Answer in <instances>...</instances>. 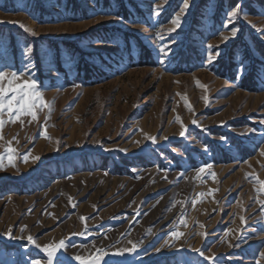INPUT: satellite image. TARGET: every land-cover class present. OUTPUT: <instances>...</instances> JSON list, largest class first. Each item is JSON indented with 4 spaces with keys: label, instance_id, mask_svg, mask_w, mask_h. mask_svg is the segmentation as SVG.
<instances>
[{
    "label": "rangeland",
    "instance_id": "rangeland-1",
    "mask_svg": "<svg viewBox=\"0 0 264 264\" xmlns=\"http://www.w3.org/2000/svg\"><path fill=\"white\" fill-rule=\"evenodd\" d=\"M188 4L0 0V58L34 59L25 71L49 106L35 121L0 117V264H44L29 235L41 247L64 240L70 257L107 251V264H209L194 249L218 264H264V0Z\"/></svg>",
    "mask_w": 264,
    "mask_h": 264
},
{
    "label": "snow or ice",
    "instance_id": "snow-or-ice-1",
    "mask_svg": "<svg viewBox=\"0 0 264 264\" xmlns=\"http://www.w3.org/2000/svg\"><path fill=\"white\" fill-rule=\"evenodd\" d=\"M183 3V9H187L189 7L188 0H182ZM242 10V5L237 4L233 9H230L228 13H226V20L224 22L223 27L227 28L228 23L231 22V19L237 18L238 11ZM160 9L156 10V15H159ZM98 15L102 17H111L113 19H117L121 22L124 21L123 16H116L115 13L109 8L104 9L103 7H100L97 12ZM30 15H33V18H35L34 14L30 13ZM243 15H248L246 12L243 13ZM135 21L130 20L129 23H134ZM173 25L176 27H179L181 24L180 16L177 15L175 18L171 19L170 21ZM21 28H24V26L21 24ZM25 31H30L29 29H24ZM231 35L232 37H236L238 32L240 31L238 26H233L231 29ZM32 35H35V33H31ZM159 35V33H157ZM261 38H264V32L261 33ZM225 40H227V37H225ZM97 43H111V41H97ZM34 51V46H27L26 50L21 53L22 58L27 57V54ZM159 51L163 53L165 51L164 46H161L159 48ZM215 55H219V52L217 51ZM208 59H212V55L208 56ZM27 63H31L33 65V69L35 68V60L34 59H28L26 60L21 67H17L15 63L8 64L5 63L4 58H0V117L4 115L5 112H7L9 116V122L16 123L17 121L21 120V117L28 116L31 118L32 121H35L38 119L37 116V108H46L49 107L47 103L43 99V94L39 90L38 83L34 77L31 76V71L33 69H27ZM247 71V67L243 64L238 65L237 72L238 75H243L244 72ZM23 77V79H21ZM5 82L7 86H5ZM195 124L196 122L193 121ZM4 120L0 118V129L3 128ZM183 127V125H182ZM181 137L185 136V132L181 131L180 133ZM2 138V137H0ZM48 138V137H43ZM148 139L152 140L153 143L156 142V138L149 137ZM167 139V138H165ZM222 140L225 142L227 141L226 137H221ZM7 159L9 161L10 166L14 167V164L12 163L14 158V149L8 148L7 149ZM260 154L264 156V148L260 149ZM3 159L4 157H0V170H3ZM24 161L27 162L29 159V154H25L23 157ZM34 159H39V157H35ZM210 168L212 165H206L201 166L197 169L198 174L204 173L205 168ZM214 178V177H213ZM202 195V194H201ZM195 203V202H194ZM82 219H86L83 218ZM242 223L244 222V218L241 217ZM174 236L179 237L182 235L180 232L173 233ZM8 239H15L16 237H13L11 233L9 232L7 234ZM20 239H23V237H20ZM27 240L29 243L34 244L35 247L40 248V250L45 253L44 258V264H73V262H78V264H107V261H105L103 258L109 253L104 250H98L97 255L90 260L82 259L80 256H68L64 253L68 245H66L64 240H60L55 245L53 244H47L41 247L39 244L36 243L34 238L29 235L27 237ZM137 245L133 244L131 248H125L123 250H119L117 253H113L114 255H123L125 252L128 254H134L136 252ZM193 251L197 252V254L201 257H203L205 260L209 261V264H218V258L214 256H207L205 255V251L203 249H194ZM261 256L264 257V253H261ZM29 264H41V260L32 258L29 261Z\"/></svg>",
    "mask_w": 264,
    "mask_h": 264
},
{
    "label": "trees",
    "instance_id": "trees-1",
    "mask_svg": "<svg viewBox=\"0 0 264 264\" xmlns=\"http://www.w3.org/2000/svg\"><path fill=\"white\" fill-rule=\"evenodd\" d=\"M242 39H243V38H242ZM241 43H242L241 40H239V41L237 42V44L235 43V44L231 45L230 48H228V56H229V57L233 55V49H234V48H236L238 45H239V46H242ZM263 50H264V49H263ZM260 52H263V54H264V51L260 50ZM221 64H222L221 66H222L223 70H224L225 72L229 73L228 76H230V75L233 74L232 69H231V68H233V67H232V65H231L230 62H225V61H223ZM254 69H255V70H259V68H258L257 66H254ZM254 77H255V72L252 73V75H248V78H251L252 80H253ZM253 82H254V81H253Z\"/></svg>",
    "mask_w": 264,
    "mask_h": 264
}]
</instances>
